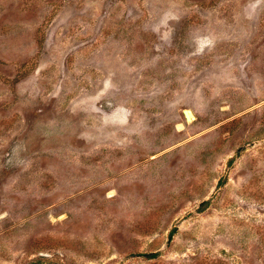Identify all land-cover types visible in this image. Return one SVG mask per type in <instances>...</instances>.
Here are the masks:
<instances>
[{"label":"rangeland","instance_id":"374dc122","mask_svg":"<svg viewBox=\"0 0 264 264\" xmlns=\"http://www.w3.org/2000/svg\"><path fill=\"white\" fill-rule=\"evenodd\" d=\"M0 264H264V0H0Z\"/></svg>","mask_w":264,"mask_h":264},{"label":"trees","instance_id":"16d2710c","mask_svg":"<svg viewBox=\"0 0 264 264\" xmlns=\"http://www.w3.org/2000/svg\"><path fill=\"white\" fill-rule=\"evenodd\" d=\"M207 201H203L200 205H199V209L205 207L207 205ZM148 259H153L156 257V254H149L147 255Z\"/></svg>","mask_w":264,"mask_h":264},{"label":"water","instance_id":"95a60500","mask_svg":"<svg viewBox=\"0 0 264 264\" xmlns=\"http://www.w3.org/2000/svg\"><path fill=\"white\" fill-rule=\"evenodd\" d=\"M182 114H183L184 119H185L186 122H189V121L192 119V118H191L190 120H188V116H187V111H186V110H183V111H182Z\"/></svg>","mask_w":264,"mask_h":264},{"label":"bare ground","instance_id":"6f19581e","mask_svg":"<svg viewBox=\"0 0 264 264\" xmlns=\"http://www.w3.org/2000/svg\"><path fill=\"white\" fill-rule=\"evenodd\" d=\"M187 116H188V120H190L191 117H190V114L188 113V111H187Z\"/></svg>","mask_w":264,"mask_h":264}]
</instances>
